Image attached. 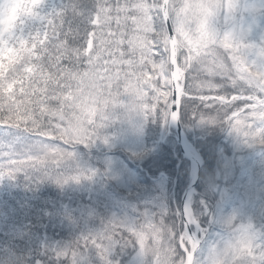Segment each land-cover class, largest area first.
Instances as JSON below:
<instances>
[{
	"label": "snow or ice",
	"instance_id": "6c2138e0",
	"mask_svg": "<svg viewBox=\"0 0 264 264\" xmlns=\"http://www.w3.org/2000/svg\"><path fill=\"white\" fill-rule=\"evenodd\" d=\"M221 2L227 13L236 7L234 0ZM24 3L23 15L0 36L6 46L0 48V122L10 125L0 129V179L25 173L58 185L90 180L92 171L60 169L73 159V146L106 142L98 130L117 108L175 122L203 105L215 115L201 113L200 123L226 125L249 147L264 145V47L259 62H250L252 46L225 31L219 59L212 45L178 48L173 0H60L51 11L45 0ZM195 223L187 208L179 216L112 218L55 254L70 264L90 252L97 264H119L115 257L131 249L140 264H195L200 238L187 231ZM243 250L233 264H264V247L253 237Z\"/></svg>",
	"mask_w": 264,
	"mask_h": 264
},
{
	"label": "trees",
	"instance_id": "16d2710c",
	"mask_svg": "<svg viewBox=\"0 0 264 264\" xmlns=\"http://www.w3.org/2000/svg\"><path fill=\"white\" fill-rule=\"evenodd\" d=\"M251 42L258 43L255 39ZM188 83L185 79L184 85ZM196 94L195 90L191 93ZM205 94L215 95L207 91ZM233 94L229 90L228 98ZM201 113L215 115L199 105L195 113L189 111L188 117L179 119L187 140L194 145L203 161L199 184L190 201L192 215L206 236L195 261H203L208 239L218 231L214 216L224 176L223 162L232 159L236 162L241 155L242 166L252 172L256 164L264 160V145L249 147L245 144L243 153L236 152L233 145L235 134L230 133L226 125L200 123L198 119ZM114 114L119 115L118 112ZM193 116L196 119H192ZM105 123L110 124L109 132L113 133V122L107 120ZM9 126L0 122V129ZM109 132L99 131L105 138ZM134 132L133 139L137 140V146L133 149L125 139L117 142L111 139L106 144L96 140L88 147L73 146L70 149L74 154L73 159L67 161L60 172L71 175L83 170L87 173V167L103 172L105 156L114 153V158L135 176L127 195L137 212L133 220L142 219L145 211L157 216L164 213L179 216L180 199L190 179V166L180 156L174 131L168 129L167 122L160 117L146 118L142 115V121ZM0 162H3L2 159ZM160 174L168 179L165 190L150 181ZM27 175L37 177L43 174L30 171ZM84 180L58 185L51 178L39 182L26 179L25 173L16 174L15 179L7 176L0 179V264H70L68 259L57 257L55 253L69 249L80 237L98 231L104 222L115 218L118 212L117 201L110 200L108 187L103 184L96 187L95 194L86 198L81 190ZM117 193L127 194L121 190H117ZM242 222L264 239V201L249 222ZM134 255L129 249L119 253L115 259L119 264H128ZM83 259L85 261L81 259L80 264H97L94 253L86 254Z\"/></svg>",
	"mask_w": 264,
	"mask_h": 264
},
{
	"label": "rangeland",
	"instance_id": "374dc122",
	"mask_svg": "<svg viewBox=\"0 0 264 264\" xmlns=\"http://www.w3.org/2000/svg\"><path fill=\"white\" fill-rule=\"evenodd\" d=\"M234 2L236 7L231 13L222 11L216 17L217 30L221 34L225 31H230L241 43L251 45L252 47L247 49V58L250 62H259L256 53L261 47H264V0H234ZM59 3L60 0H47L45 8L51 11L52 8L56 7ZM249 39H255L258 43L244 42ZM164 90L166 89L161 87V91ZM161 102L163 103V100ZM116 110H118L119 115L114 118L112 122H117L121 128L116 131V134H109V136H113L118 140L117 137L121 134L123 138L127 137L128 140H132L134 134L132 132L133 128L138 126L136 123L141 120V114L126 112L121 108H117L115 111ZM114 113L113 111L110 114L109 119L115 116ZM109 127L110 124L105 123V126L98 130V135L101 136L99 133L100 130L107 131ZM121 130L123 133H121ZM233 140L235 151L243 153L245 151L243 147L245 143L236 135H234ZM98 141L104 144L110 142L108 140H106V142L101 140ZM132 147H136L135 142H132ZM106 161L107 165L104 174L97 173L95 169L89 168V171L95 174L90 180H84L81 188L84 193H92L100 182H106L108 180L122 191L128 190L130 183H132L134 179L132 173L125 172L124 165L115 162L111 157H107ZM241 163V155L237 158L236 162H234L233 159L223 162V185L219 191V203L214 216L218 231L215 232L213 236L209 237L207 253L220 239L228 237L232 227L239 225L247 226L254 238V243L264 247V239L258 238L250 226L242 222V220L249 222L258 213L262 201H264V160L256 164L252 172L246 170ZM158 186L165 189L166 183L162 181V179H159ZM119 198L122 199L119 203L122 220L132 221L131 216L134 214L135 209L132 208L125 196H120ZM205 212L207 213L206 210ZM229 218H232L231 224H228ZM196 231L198 237H203L202 230L198 228ZM83 261H85V259H82V262ZM129 264H140L139 258L135 255Z\"/></svg>",
	"mask_w": 264,
	"mask_h": 264
},
{
	"label": "clouds",
	"instance_id": "9594fccd",
	"mask_svg": "<svg viewBox=\"0 0 264 264\" xmlns=\"http://www.w3.org/2000/svg\"><path fill=\"white\" fill-rule=\"evenodd\" d=\"M174 16L180 21L177 46L180 49L203 50L206 45L217 59L222 56L217 46L223 36L216 27V17L223 11L221 0H173ZM27 5L24 0H0V36H6L23 15ZM224 33V32H223ZM0 41V48H5ZM247 226L239 225L230 229L227 243L221 246L213 245L207 253L206 260L195 261V264H233L236 256H245L243 244L252 238ZM240 264H250L247 259Z\"/></svg>",
	"mask_w": 264,
	"mask_h": 264
},
{
	"label": "water",
	"instance_id": "95a60500",
	"mask_svg": "<svg viewBox=\"0 0 264 264\" xmlns=\"http://www.w3.org/2000/svg\"><path fill=\"white\" fill-rule=\"evenodd\" d=\"M170 124L174 126L176 137H177V145L180 148L181 156L187 160L191 166H192V177L190 180V183L183 195L182 198V213L185 208L189 210L188 201L191 197V195L195 192V189L198 185L199 181V173H200V167H201V159L200 156L197 154L195 149L186 141L180 126L179 121L172 122L170 120ZM187 231L192 234L189 230V227L187 226ZM199 247V246H198ZM198 250V249H197Z\"/></svg>",
	"mask_w": 264,
	"mask_h": 264
}]
</instances>
